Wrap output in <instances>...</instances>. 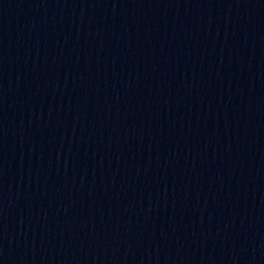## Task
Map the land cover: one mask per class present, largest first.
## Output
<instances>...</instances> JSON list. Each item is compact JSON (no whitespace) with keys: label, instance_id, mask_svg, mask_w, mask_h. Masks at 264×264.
<instances>
[{"label":"water","instance_id":"water-1","mask_svg":"<svg viewBox=\"0 0 264 264\" xmlns=\"http://www.w3.org/2000/svg\"><path fill=\"white\" fill-rule=\"evenodd\" d=\"M0 264H264V0H0Z\"/></svg>","mask_w":264,"mask_h":264}]
</instances>
